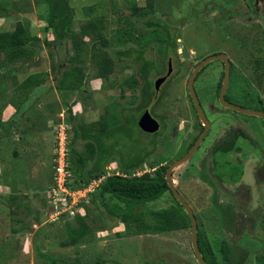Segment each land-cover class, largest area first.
I'll use <instances>...</instances> for the list:
<instances>
[{"label": "rangeland", "instance_id": "1", "mask_svg": "<svg viewBox=\"0 0 264 264\" xmlns=\"http://www.w3.org/2000/svg\"><path fill=\"white\" fill-rule=\"evenodd\" d=\"M135 1L142 6L147 0ZM130 2L69 0L75 10V31L90 17L105 19L107 27L104 32L108 44L106 47L100 45L103 53L112 56L118 50L142 47L149 57L165 59L164 66L159 67L161 73L153 77V85L158 77L167 74L171 63L172 73L160 87L167 98L155 112L152 111L154 103L149 107L154 115L163 116L165 124L161 122L162 117L155 116L161 122L158 133L148 135L135 128L131 137L125 135L124 139H120L121 154L128 157L130 150L133 152L142 146L136 139L149 142L156 138L157 146H149L151 154L136 172L142 175L164 170L163 167L190 150V144L203 130V122L189 95L188 81L196 65L207 56L224 53L234 66L226 93L227 101L251 110L259 109L258 104L264 108V0H257L252 5L246 0H156L154 12L143 19L149 16L160 21L168 26V31L163 27L140 25L132 13ZM0 4L10 11L0 12V15L9 14L8 17L1 16L0 31L12 30L18 20L26 22L32 33L40 36L41 43L38 45L43 55L33 61L25 56L11 62L0 57V133L13 127L12 116L4 122V109L30 94L27 89L18 87L19 83L17 86L14 84V77L21 82L33 73H42L46 80L33 88L32 93L37 92L54 101L58 94L62 101L61 105L54 106L56 115L49 121L52 130L40 115L41 126L31 130V134L21 126L17 135L9 133L0 138V264H51L41 257L39 249L70 264H100L102 261V264H200L192 247L190 227L166 232L149 229L139 233L132 224L127 232L119 217L110 218L99 194L97 205L88 201L86 210L83 206L80 209H50L54 207L48 195L54 183L53 122L56 123L55 129L59 125V117L66 119L71 126L74 122L97 124L109 115L113 101L120 100L131 107L133 96L139 94V85L129 86V77L138 73L131 65L133 59L124 55L120 67H115L109 79L97 78L100 52L97 51L95 57L92 55L93 42L88 37L78 39L77 43L68 40L62 46L61 54L59 43L48 29L45 0H0ZM129 22L134 24L136 33L130 31ZM120 29L121 32L127 30L126 36L134 40L122 42L117 36ZM164 37L177 38L182 42L181 51L177 44L180 62L172 48V52L165 56L167 42ZM52 65H56V73ZM78 65L84 66L88 73L85 88L80 91L64 90L61 97L57 88L59 77L68 67ZM224 70L223 62L215 59L207 63L197 76L195 88L211 122V129L195 155L175 168L173 179L178 191L198 215V224L210 241L218 263L237 264L242 260L243 264H257V253L264 249V229L261 226L264 220V120L257 115L226 108L220 103L218 83ZM34 109H38L37 106ZM29 117L32 119L33 115ZM22 118L18 116L14 120ZM21 123L27 125L23 119ZM230 128H237V131L248 135L249 138L241 139L240 143L244 151L252 152L244 161L246 167L242 179L246 184L240 185V189H231L236 190L237 197L230 200L237 203L240 199L243 209L231 208L230 200L222 202L221 194L214 188L216 180L214 184L210 181L213 164L211 147L225 138ZM74 147L76 164L86 145L78 139ZM89 166L90 160L85 169ZM118 169L115 156L102 176L115 174ZM261 200L263 203L258 202ZM173 204L181 209L172 193L167 191L160 199L139 209L144 211L147 223L155 224L152 211ZM54 211L57 213L52 214ZM77 211L82 212L81 217H85L88 224L82 237L76 230L79 225L74 217ZM225 243H229L231 248L228 258L224 257L222 250Z\"/></svg>", "mask_w": 264, "mask_h": 264}, {"label": "trees", "instance_id": "2", "mask_svg": "<svg viewBox=\"0 0 264 264\" xmlns=\"http://www.w3.org/2000/svg\"><path fill=\"white\" fill-rule=\"evenodd\" d=\"M246 1L252 5L257 0ZM45 3L48 10V29L51 30L54 40L59 43L61 54L63 53L62 49L68 40H71L73 43H77L78 39L88 37L93 42L91 46V49H93L92 55L95 57L97 55V51L100 52V55H98L97 78L102 80L109 79L110 75L114 72L115 67H120V60L124 55L129 57L131 60L133 59V63H131V65L135 66L134 69L138 73V75H131L129 77V86L136 87L139 85V94L133 96L132 100L130 101L131 107L125 105V103L120 100H115L109 107V115L101 119L99 123L91 125H85L84 123L77 122L72 123L73 125L70 128L71 137L69 139V167L73 171L75 182L71 185V187L80 188L84 184H88L92 179L100 178L105 172L104 169L114 160L115 156L119 164V173L105 177L95 189V191L89 195L87 201L84 199L81 200L79 207L83 206L86 210V203H88V201H91L93 204L97 205V194H99L100 201L106 207L110 218L119 217L125 224L127 232L130 230V226L132 224L136 226V229L139 233H145L149 229L159 232H166L189 227L192 228L189 213L174 195L168 184L166 178L168 166L163 167L164 170L155 171V173L145 172L142 175L136 174L137 170L140 167H143L144 161L147 159V157H149L148 155L151 154V151H149V146H157L156 138H152V140L149 142L147 140L140 141L136 139V141L141 143L142 146L133 152L130 150L128 152V157L121 154L120 139H124L125 135L131 137V135L134 134L135 128H139L140 131L148 135H152L144 131V129L140 126L139 115L145 109L151 107L152 103L155 105V107L152 108V111L155 112L154 110L163 106V103L167 98L166 94L162 93L161 91L157 92L156 87L153 85V77L155 74L159 75L161 73L159 67L164 66L165 59L162 58L161 60H157L155 56L149 57L146 54L145 49L142 47H131L126 50H118L114 52V55L112 56L107 53H103V49H100V45L102 44L105 46L108 44V39L104 32L107 27L104 18L90 17L89 20L80 24L79 30L75 31L73 28L75 10L70 5L69 0H45ZM130 3L133 10L132 13L135 14L136 20L140 25H144L148 28L163 27L165 31H168V26L163 25L160 23V21H156L149 16H147L148 18L143 19L144 16L150 15L154 12L156 0H147L146 4L142 6L139 5L135 0H131ZM3 11L7 13L10 12L8 7H4L0 4V12ZM7 13L5 15H7ZM129 24V29L131 28L130 31L136 33V28L133 26L134 24L131 22H129ZM124 28L125 26L122 27V29ZM122 29L118 31L117 36L122 42H132L134 39L126 36L127 30L121 32ZM135 36L136 35L134 34V38ZM164 39L167 42L165 56L172 52L173 49V52L178 58V62H180L179 56L177 54V38L169 37L166 39L164 37ZM40 43V36L33 34L30 26L26 22L18 20L12 30L0 31V57H2L3 61L10 62L24 56L28 58L27 60H36L35 58L38 59L41 57L40 55H42V50H39L38 45ZM50 44L51 43H47L48 46H51ZM96 48L98 49L96 50ZM33 53H36V55ZM37 53L39 56H37ZM135 64L137 65V68ZM233 67L234 66L231 63V72L234 69ZM204 68L205 66L200 70V72H202ZM56 69V65H52V70L54 73L57 72ZM224 75L225 70L223 71L221 79L218 83V93L222 88ZM43 76L44 75L42 73L41 75H39V73H33L21 82H19L17 78L14 77V84L17 86L19 83L20 85L18 87L27 89V93H31L33 88L45 82L46 78H43ZM4 77L5 75H3L1 78L3 79ZM87 77L88 73L85 71L84 66L78 65L76 67H68L59 77L57 88L61 93L64 90L80 91L85 88ZM178 77L179 74H177L176 78ZM1 84L5 85L3 82ZM190 98L192 100L191 95ZM192 103L194 105L193 100ZM135 104L137 106H134ZM258 106L260 108L256 110L264 111L263 107H261L259 104ZM196 113L198 115L197 109ZM156 115L159 118L162 117L161 122L163 121L165 124L163 116L159 115L158 113ZM202 129H204L203 125ZM4 135L8 136L9 133H0L1 137ZM198 137L199 135L194 138L189 146V149L192 148ZM247 137L248 135L244 131L234 130V132H232L229 130L228 135L224 139H221L218 143H215V145L211 147V162H213L211 167V175L216 180L217 184L224 188L225 191H229V193L231 192L232 194H235L234 192H236V190L233 192L231 189L234 190L235 187L237 189L241 188L240 185L243 178L244 169L246 167L244 161L248 155L252 153L250 150L244 151L240 143L241 139H247ZM78 139H81L85 142L86 149L78 155L77 162L75 164L73 149L75 148L74 143ZM109 139H111V143L109 142ZM253 156L255 157V155ZM88 160H90V166L85 169ZM52 161L55 164L54 149ZM219 167H222V169L224 168L225 170L219 169ZM167 191L172 193L181 209L176 204H173L167 208L153 210L152 214L156 219V223H147L144 217V211L139 208L152 201L160 199ZM54 208L55 207L53 206L50 207V209L53 210ZM76 214L77 215L74 217L77 218L79 222L77 227L78 229L76 230L79 232V237H82L88 228V224L84 219L85 217H81L83 215L81 211H77ZM195 216L198 225L197 240L203 258L208 264H219L210 241H208L206 234L201 230L200 225L198 224V215L196 213ZM261 224L262 229H264V220ZM228 244L225 243L222 247L225 258L229 257L228 250H231ZM39 254L42 258L50 261L51 264H70L67 261H60L59 259L44 253L40 249ZM256 261L257 264H264V249H262V251H258ZM102 262L100 264H102ZM76 264L80 263L78 262ZM146 264L156 263L148 262ZM237 264H243V261L239 260Z\"/></svg>", "mask_w": 264, "mask_h": 264}, {"label": "water", "instance_id": "3", "mask_svg": "<svg viewBox=\"0 0 264 264\" xmlns=\"http://www.w3.org/2000/svg\"><path fill=\"white\" fill-rule=\"evenodd\" d=\"M178 43H179V51H181L182 42L178 41ZM215 59H220L225 64L224 82H223V85H222V88H221L220 94H219L220 103H222V105L226 108L235 109L237 111L247 113V114H251V115H257V116L262 117L264 120V111L246 109V108H243L241 106L230 103L229 101H227L225 99V93L229 87L230 77H231V61L226 54L219 53V54L209 55L206 58H204L203 60H201L196 65L191 76L189 77L188 89H189L190 95L192 97V100L194 102V105L197 109L198 115H199L201 121L203 122L204 129L201 132V134L199 135L195 144L192 146V148L185 155H183L181 158L173 161L168 166L167 171H166V178H167L168 184H169L171 190L173 191L174 195L177 197V199L181 202V204L185 207L186 211L190 215L191 223H192V236H191L192 247H193L194 253L197 257V260L199 261L200 264H208V263L203 258V255L199 249L198 240H197V231H198L197 219H196L194 210L192 209L191 205L184 199V197L181 195V193L176 188L175 183H174V179H173V171L175 170V168L178 165H180L186 161H189L195 155V153L198 151L202 141L205 139L207 132L211 128V122L208 119L206 112H205V110L201 104L200 99H199V96L197 94V91L195 88V81H196L197 76L199 75L200 70L207 63H209L210 61L215 60ZM171 73H172V66L170 63L169 71L167 72V74L159 77L155 81V87H156L157 91L160 89L161 85L167 80V78L171 75ZM139 124L144 129V131L150 132V133L157 132L161 126L160 122L150 113V111L148 109H145L139 115Z\"/></svg>", "mask_w": 264, "mask_h": 264}, {"label": "built area", "instance_id": "4", "mask_svg": "<svg viewBox=\"0 0 264 264\" xmlns=\"http://www.w3.org/2000/svg\"><path fill=\"white\" fill-rule=\"evenodd\" d=\"M58 118L59 125L55 129V122H53V129L55 131L54 139V183L49 189V196L54 205V209H80L79 205L82 199L88 200L89 195L95 191L102 180L105 178L92 179L88 184L82 187L73 188L71 185L74 181L73 171L70 169V147L69 139L71 137L70 123L66 119ZM116 173H119L118 171ZM59 192V193H58ZM61 194V195H59ZM57 213L54 211L52 214Z\"/></svg>", "mask_w": 264, "mask_h": 264}, {"label": "crops", "instance_id": "5", "mask_svg": "<svg viewBox=\"0 0 264 264\" xmlns=\"http://www.w3.org/2000/svg\"><path fill=\"white\" fill-rule=\"evenodd\" d=\"M8 15L9 14L0 15V17L1 16L8 17ZM0 19L3 20L2 17ZM36 93L37 92H34V93L31 92L28 96L23 97L19 101V103L12 104L13 103L12 102V103H10L9 106H7L4 109V113H5L4 122L7 121V119H9L11 116H12L11 118H14L15 120H16V118L18 116L19 117L22 116L23 117L22 119L25 120V122L27 123V125H23L21 123L22 119L21 120L17 119V121H15L13 119V122H12V126L13 127L10 130H8L7 133H11V134L17 135V133L19 132L18 130L21 129V126H22V129L26 130L28 133L31 134L32 133V132H30L31 130H34L38 126L39 127L41 126L40 125V122H41L40 115H42V118L45 119V123L48 124V128L50 130H52V128L50 126V124H51L50 120H53L54 116L56 115L55 110H54V106H57L58 103L60 105L62 104V101H60L61 98H60V96L58 94H56L55 95V101H54V99H48L47 97H45V95L44 96L43 95H38ZM61 97H62V93H61ZM29 98L31 99V101H29ZM36 106H37L38 109H34ZM30 115H33L32 119L29 117ZM25 117H27V118H25ZM29 126H31L32 128H30ZM41 129L44 130L45 128L41 127ZM1 138H3V137H1ZM10 140H12V139H10ZM5 141H6V139H5ZM13 142H14V139H13ZM52 146H53V144H52ZM8 167H11V166H8ZM245 184H246V182H244L243 179H242L241 185L244 186ZM214 188H215L217 193L222 194V190L220 188H217L216 185L214 186ZM220 197L222 199V202L225 203V201H226L225 199H227V200L235 199L237 196L236 197H232V198H228L226 196L221 195ZM239 200L240 199H238L237 203L234 200L233 201L230 200V201H232L231 208L233 207L234 209H236L237 207H239V208L243 209L244 205H241V203H239ZM258 202L261 203L263 201H258Z\"/></svg>", "mask_w": 264, "mask_h": 264}, {"label": "flooded vegetation", "instance_id": "6", "mask_svg": "<svg viewBox=\"0 0 264 264\" xmlns=\"http://www.w3.org/2000/svg\"><path fill=\"white\" fill-rule=\"evenodd\" d=\"M171 62V61H170ZM224 66H225V64H224ZM159 78V77H158ZM157 78V79H158ZM154 87H155V85H154ZM157 91V90H156ZM160 91V89L157 91V92H159ZM226 93H227V91H226ZM226 93H225V99H226V97H227V95H226ZM219 94H220V92L218 93V100H219ZM148 108V107H147ZM148 110L150 111V109L148 108ZM150 113H151V111H150ZM154 117L156 116L157 117V115H154L153 113H151ZM155 117V118H156ZM157 119V118H156ZM158 120V119H157ZM160 124H161V122H160ZM160 129H161V126H160ZM160 129L157 131V132H154V133H150V132H147V133H150V134H155V133H158L159 131H160ZM211 129V128H210ZM230 130L232 131V132H234V130H238L237 128H235V129H231L230 128ZM203 131V130H202ZM201 131V132H202ZM229 131V130H228ZM201 134V133H200ZM199 134V135H200ZM228 135V132H227V134H226V136ZM225 136V137H226ZM224 139V138H223ZM204 141V140H203ZM202 141V142H203ZM201 146V145H200ZM200 148V147H199ZM191 149V148H190ZM187 152H185L183 155H185ZM183 155H181V156H178V157H176L173 161H175V160H177V159H179V158H181ZM210 181H212L213 182V184L215 183V181H214V178L212 177V175L210 176ZM216 185H217V188H220L221 189V186L219 185V184H217V183H215ZM222 190V189H221ZM222 191H224V190H222ZM240 191V190H239ZM234 192V191H233ZM235 194H232L231 192L229 193V191H224V196H226V197H236L237 196V193L236 192H234ZM222 195V194H221ZM257 199H259V195L257 196Z\"/></svg>", "mask_w": 264, "mask_h": 264}, {"label": "bare ground", "instance_id": "7", "mask_svg": "<svg viewBox=\"0 0 264 264\" xmlns=\"http://www.w3.org/2000/svg\"><path fill=\"white\" fill-rule=\"evenodd\" d=\"M20 183V182H19Z\"/></svg>", "mask_w": 264, "mask_h": 264}, {"label": "clouds", "instance_id": "8", "mask_svg": "<svg viewBox=\"0 0 264 264\" xmlns=\"http://www.w3.org/2000/svg\"><path fill=\"white\" fill-rule=\"evenodd\" d=\"M232 63V62H231Z\"/></svg>", "mask_w": 264, "mask_h": 264}]
</instances>
